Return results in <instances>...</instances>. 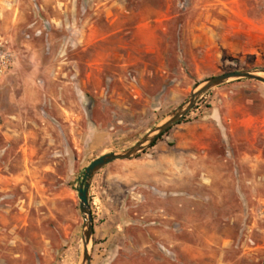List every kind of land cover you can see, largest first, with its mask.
<instances>
[{"label":"rangeland","instance_id":"obj_1","mask_svg":"<svg viewBox=\"0 0 264 264\" xmlns=\"http://www.w3.org/2000/svg\"><path fill=\"white\" fill-rule=\"evenodd\" d=\"M236 71H264V0H0V264H82L86 169ZM89 201L91 264H264V84L203 96Z\"/></svg>","mask_w":264,"mask_h":264},{"label":"water","instance_id":"obj_2","mask_svg":"<svg viewBox=\"0 0 264 264\" xmlns=\"http://www.w3.org/2000/svg\"><path fill=\"white\" fill-rule=\"evenodd\" d=\"M262 74H264V71H236L206 80L194 90L189 100L177 109L165 123L148 133L134 147L122 153H110L104 155L91 163L86 169L83 183L79 189V197L81 201L80 209L84 219V256L82 264H91L92 261L90 245L94 237L95 226L89 197L95 176L104 168L115 162L137 159L141 154L159 141V139H161L168 131L181 123L188 114L194 110L199 100L209 92L233 81L253 80L264 84V76H262Z\"/></svg>","mask_w":264,"mask_h":264},{"label":"trees","instance_id":"obj_3","mask_svg":"<svg viewBox=\"0 0 264 264\" xmlns=\"http://www.w3.org/2000/svg\"><path fill=\"white\" fill-rule=\"evenodd\" d=\"M186 119H187V117H186L181 123H179L178 125H182V124L185 122ZM178 125H177V126H178ZM171 130H172V129H171ZM171 130H170V131H171ZM170 131H168V132H167V133H166L161 139H159V141L162 140V139H163V138H164V137H165ZM159 141H157V142L152 146V148L156 147V145L158 144Z\"/></svg>","mask_w":264,"mask_h":264},{"label":"bare ground","instance_id":"obj_4","mask_svg":"<svg viewBox=\"0 0 264 264\" xmlns=\"http://www.w3.org/2000/svg\"><path fill=\"white\" fill-rule=\"evenodd\" d=\"M262 76H264V74H262Z\"/></svg>","mask_w":264,"mask_h":264}]
</instances>
